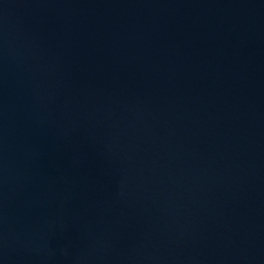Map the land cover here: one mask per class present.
<instances>
[{
    "label": "water",
    "instance_id": "obj_1",
    "mask_svg": "<svg viewBox=\"0 0 264 264\" xmlns=\"http://www.w3.org/2000/svg\"><path fill=\"white\" fill-rule=\"evenodd\" d=\"M0 264H264V0H0Z\"/></svg>",
    "mask_w": 264,
    "mask_h": 264
}]
</instances>
